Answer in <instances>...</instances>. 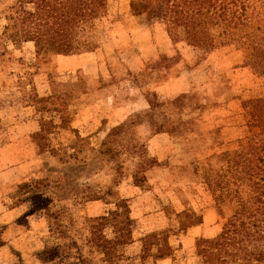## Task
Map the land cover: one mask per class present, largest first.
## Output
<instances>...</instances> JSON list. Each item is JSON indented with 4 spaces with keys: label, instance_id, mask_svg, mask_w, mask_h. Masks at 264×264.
Listing matches in <instances>:
<instances>
[{
    "label": "rangeland",
    "instance_id": "rangeland-1",
    "mask_svg": "<svg viewBox=\"0 0 264 264\" xmlns=\"http://www.w3.org/2000/svg\"><path fill=\"white\" fill-rule=\"evenodd\" d=\"M17 1L0 0V174L19 161L27 172L0 175V264H199L201 242L216 238L237 207L236 194L225 202L214 195L227 181L236 191L231 171L251 135L246 117L238 100L198 119L188 110L174 117V109L168 122L157 120L167 134L148 140L159 124H147V98L188 89L185 62L203 58L216 72L209 92L218 100L231 90L242 100L264 97L251 41L213 30L219 48L205 57L182 29L169 34L134 16L130 0H110L92 27L94 52L35 58L33 43L8 38ZM157 50H178L185 62L146 82L142 59L157 63ZM60 114L64 129L55 123ZM34 179L49 185L39 190L38 211L35 189L21 188ZM183 211L195 221L186 232L178 231Z\"/></svg>",
    "mask_w": 264,
    "mask_h": 264
},
{
    "label": "trees",
    "instance_id": "trees-1",
    "mask_svg": "<svg viewBox=\"0 0 264 264\" xmlns=\"http://www.w3.org/2000/svg\"><path fill=\"white\" fill-rule=\"evenodd\" d=\"M109 3L110 0H18L7 17L11 22L7 29L14 30L8 38L13 44L33 43L35 58L92 53L97 48L92 27L96 20L106 15ZM130 9L134 16L145 14L152 21L163 24L169 34L173 28L182 29L184 42L201 50L205 57L213 55L219 48L212 38L213 30H220L230 41L250 40L251 64L257 72L264 74V33L261 32L264 0H130ZM155 56L157 63L142 59L138 74L143 75L146 82L154 81L155 76L160 78L168 68L185 62L178 50L174 54L157 50ZM185 66L190 73L188 89L174 94L157 89L146 97L147 124H159L148 140L157 134H167L157 120L168 122L174 109V117L180 118L182 112L188 110L194 119H198L204 111L224 110L234 100L240 102V109L246 117L244 125L251 134L238 152L241 155L238 160L240 169L231 171L235 174L234 182L240 186L237 184L236 191H231L227 181L220 187L219 195H214L216 201L225 202L236 194L237 207L216 238L201 242L203 246L198 248L197 255L199 264H264V219L259 223L256 219L264 217V141L256 138L264 136V97L242 100L231 90L218 100L217 94L209 92L216 72L208 59L203 58L195 65L185 62ZM55 110L58 111H52ZM55 123L64 129L67 122L60 114ZM256 180L263 185L257 184ZM47 187L46 179H34L21 186L28 189L27 192L35 189L31 196L36 203L34 211L44 209L40 203L44 202L45 195L39 190ZM177 218L180 232H186L195 222L193 216L184 211L178 213ZM3 245L0 241V247ZM160 254L159 258L164 256Z\"/></svg>",
    "mask_w": 264,
    "mask_h": 264
},
{
    "label": "crops",
    "instance_id": "crops-1",
    "mask_svg": "<svg viewBox=\"0 0 264 264\" xmlns=\"http://www.w3.org/2000/svg\"><path fill=\"white\" fill-rule=\"evenodd\" d=\"M30 121L27 122V124H29ZM20 136L18 135L17 138H19ZM18 154V153H17ZM23 162H20L13 166V167H9V168H5L1 171V174L2 176H6L7 174H13L15 175L14 177L18 179V176H19V179L21 178V176L23 177L25 175V173L27 172L26 168H27V164H22ZM23 174V175H22ZM20 181V180H18ZM18 211V210H17ZM16 210L14 212H17Z\"/></svg>",
    "mask_w": 264,
    "mask_h": 264
}]
</instances>
